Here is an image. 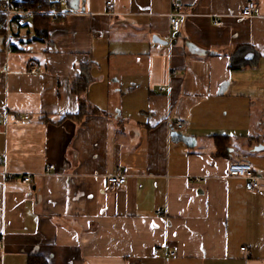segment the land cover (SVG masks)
<instances>
[{
    "label": "crops",
    "instance_id": "obj_1",
    "mask_svg": "<svg viewBox=\"0 0 264 264\" xmlns=\"http://www.w3.org/2000/svg\"><path fill=\"white\" fill-rule=\"evenodd\" d=\"M59 10L0 31V264H264V190L228 176L247 160L264 187V0Z\"/></svg>",
    "mask_w": 264,
    "mask_h": 264
},
{
    "label": "built area",
    "instance_id": "obj_2",
    "mask_svg": "<svg viewBox=\"0 0 264 264\" xmlns=\"http://www.w3.org/2000/svg\"><path fill=\"white\" fill-rule=\"evenodd\" d=\"M58 3H63L64 0H57ZM107 8L109 11H113L115 5L113 2H107ZM258 10V5L254 2L246 4L240 13L241 18H252ZM62 15V12L58 9L45 10L41 5H26L22 4L21 0H2L0 5V31L9 30L13 25V21L17 20L22 24H29L35 17L49 16L58 18ZM170 23L172 30L178 32L180 30V21L178 14H172L170 17ZM217 26H222L223 23L218 21L215 23ZM6 72L0 69V73ZM37 69L33 68L31 73H37ZM29 117H24V120H28ZM186 126V121L180 119L172 126V132L177 133L179 130ZM54 165H49L46 171H55ZM228 176L233 179H243L246 181V190L248 192H262L264 190L263 184L260 179L255 175L252 164L247 160H241L239 162L231 163L228 167ZM109 186L112 190L122 189L126 183V177L118 170L114 175H111L107 179ZM197 182H202L201 179H197ZM25 183H31L32 178L27 177L24 179ZM4 244L3 240L0 239V255L3 253ZM156 251L154 254H157ZM173 255V253H172Z\"/></svg>",
    "mask_w": 264,
    "mask_h": 264
},
{
    "label": "trees",
    "instance_id": "obj_3",
    "mask_svg": "<svg viewBox=\"0 0 264 264\" xmlns=\"http://www.w3.org/2000/svg\"><path fill=\"white\" fill-rule=\"evenodd\" d=\"M2 0H0V5ZM22 4L26 5H41L45 10H52L60 8L62 3H51L46 0H21ZM56 18L49 16H39L35 17L31 23L22 24L21 22L14 20L13 25H18L20 29L31 28L33 30V34L36 35V39H39L41 36L47 35L48 29L52 23H54ZM31 35V34H30ZM217 152L220 156H225L227 153L228 147L231 144V139L228 137H215ZM29 264H47L46 262H42L39 259L30 260Z\"/></svg>",
    "mask_w": 264,
    "mask_h": 264
},
{
    "label": "water",
    "instance_id": "obj_4",
    "mask_svg": "<svg viewBox=\"0 0 264 264\" xmlns=\"http://www.w3.org/2000/svg\"><path fill=\"white\" fill-rule=\"evenodd\" d=\"M154 42L155 43H159V44H163V45H166L167 42L166 41H162L161 39H159L158 37H154ZM255 152H261V151H264V146L263 145H260L258 147H256L254 149Z\"/></svg>",
    "mask_w": 264,
    "mask_h": 264
},
{
    "label": "rangeland",
    "instance_id": "obj_5",
    "mask_svg": "<svg viewBox=\"0 0 264 264\" xmlns=\"http://www.w3.org/2000/svg\"><path fill=\"white\" fill-rule=\"evenodd\" d=\"M14 29H15V31H16V30H17V31L20 30V32H21L22 35H24L25 32H26V30H27V29H18L16 26H14ZM244 152H245L247 155H250V151H249V149H245Z\"/></svg>",
    "mask_w": 264,
    "mask_h": 264
}]
</instances>
